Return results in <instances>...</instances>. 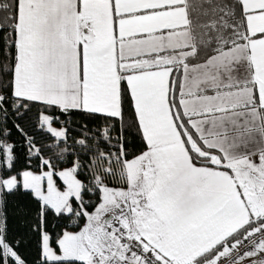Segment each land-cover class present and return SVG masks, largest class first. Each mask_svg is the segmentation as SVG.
Here are the masks:
<instances>
[{
	"label": "snow or ice",
	"instance_id": "1",
	"mask_svg": "<svg viewBox=\"0 0 264 264\" xmlns=\"http://www.w3.org/2000/svg\"><path fill=\"white\" fill-rule=\"evenodd\" d=\"M0 264H264V0H0Z\"/></svg>",
	"mask_w": 264,
	"mask_h": 264
}]
</instances>
